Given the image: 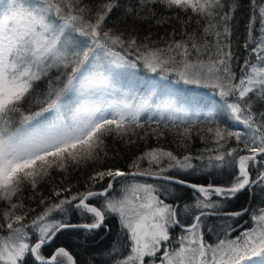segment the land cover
Wrapping results in <instances>:
<instances>
[{
  "label": "snow or ice",
  "instance_id": "1",
  "mask_svg": "<svg viewBox=\"0 0 264 264\" xmlns=\"http://www.w3.org/2000/svg\"><path fill=\"white\" fill-rule=\"evenodd\" d=\"M242 7V0H0V264H82L77 253L54 246L58 235L110 232L111 217L122 239L93 251L86 264H248L251 257L264 264V207L235 238L225 232L228 238L206 243L202 227L211 215L242 217L249 209L228 211L226 203L264 186V0H249L243 53L233 47ZM142 24H178L180 38L173 27L161 47L151 34L138 35ZM108 65H142L209 89L224 123L209 120L196 130L198 122L185 119L181 128L174 115L166 117L173 108L167 103L153 127L156 112L142 119L147 99H111ZM173 128L178 151L159 145ZM194 135L206 145L196 153L188 151ZM109 137L127 146L154 139L157 146L122 168L109 156ZM82 170L83 185L72 183ZM225 171L228 185L186 178ZM143 177L164 183L137 180ZM177 186L193 189L195 201L166 203L162 196L175 195ZM73 215L83 222H71ZM174 228L181 235L170 248Z\"/></svg>",
  "mask_w": 264,
  "mask_h": 264
},
{
  "label": "trees",
  "instance_id": "2",
  "mask_svg": "<svg viewBox=\"0 0 264 264\" xmlns=\"http://www.w3.org/2000/svg\"><path fill=\"white\" fill-rule=\"evenodd\" d=\"M87 2V0H86ZM243 7L236 13V18L239 21L236 29L234 30L233 35V47L236 49L240 46V51L243 53L242 45L245 38V23L248 20L250 15L249 11V0H242ZM120 16H114L110 22V26L113 23H118ZM123 28V25H118ZM138 35L143 38L151 34V37L154 41L159 43V46L163 47V40L169 39L166 33H170L173 30V27L177 29V39L179 36V25L173 24L172 26L167 27H156L155 25L149 26L148 24L138 25ZM195 24L191 26L194 28ZM141 66L139 67V75L141 78L149 84L151 89L164 92L168 91L170 94L166 96V101L163 105H151L149 106V111L144 114L142 119H147L148 115L151 112H156L157 114L153 116L152 126H155V121L159 119V108H162L165 104L171 103L173 108L170 113H165L167 115L171 114L176 117L175 123L181 125L182 120H196L198 123L195 125V129L203 128V126H210L208 121L212 120L216 123L223 124L224 121L221 119L224 115L222 105L219 102V98L216 96H210L204 93L194 94L188 91L187 85L183 83H177V78L174 75L168 76L167 79L162 78L160 75L151 72H145L142 74ZM138 75V70H137ZM144 77V78H143ZM43 87L41 84L37 88V92ZM189 87V86H188ZM173 94L174 96H171ZM32 99V98H30ZM169 123L171 128L172 122L166 121ZM231 124V122H229ZM231 126L239 130L241 126L231 124ZM175 129L173 128L170 132H166V138L162 139L159 142V145L170 149L173 151H178L175 144H173V135ZM108 152L110 157H118L115 159L114 164L122 168L126 167L136 156H138L142 151L145 150V147H156L157 142L154 139H149L147 144L144 141H138L136 145L127 146L119 140H113L111 137L107 139ZM206 145L201 142L199 137L193 136V141L190 145L188 151L196 153L202 150ZM183 151V150H179ZM110 164L113 161H109ZM83 175L80 173H74L70 176V181L72 183L80 182V185H83L85 178L87 176V171L82 170ZM231 171H235L234 169ZM59 179L60 174L54 173ZM181 178H184L183 176ZM189 181L200 184H216V185H228L232 182V175L229 171L224 173L213 172L211 174L204 175H191L186 177ZM137 180L148 181L151 183H160L163 184V181H153L149 178H137ZM50 185L45 184L42 186V191L45 194H48ZM30 194V193H28ZM195 192L193 189L184 188L182 186H177L175 195H169L167 193L162 196L165 199L166 203H173L174 201L179 204L184 203H193L195 201ZM180 197L181 199L177 200L176 198ZM264 207V186L254 185L252 188L246 190L245 192L239 194L236 198L227 202L225 208L228 211H240L242 209H249V212L243 215L242 217L236 218H227L223 216L211 215L203 219L202 227L204 229L205 241L206 243H216L219 238H228L224 235L225 232H230L231 236H238L244 231H247L252 226L251 214L256 212L259 208ZM71 222L78 223L83 222L81 217L73 215L71 217ZM183 224H187L190 221L187 218H181ZM108 228L111 229L109 232L107 229L102 228L96 233L86 235L82 230L70 229L65 230L63 233L58 235V238L55 241L54 246L63 245L69 248L72 252L77 253L82 264H86L89 260L90 255L96 249H107L112 245L117 239H122V236L119 233L118 220L115 217H111L106 221ZM231 225V229L223 228V225ZM211 229V231L209 230ZM234 230V231H233ZM172 239H176L175 244L172 247L177 246L178 238L181 235L180 228H174L170 230ZM261 258H258L255 264ZM158 261V260H157ZM156 261V262H157Z\"/></svg>",
  "mask_w": 264,
  "mask_h": 264
},
{
  "label": "rangeland",
  "instance_id": "3",
  "mask_svg": "<svg viewBox=\"0 0 264 264\" xmlns=\"http://www.w3.org/2000/svg\"><path fill=\"white\" fill-rule=\"evenodd\" d=\"M113 71V85L115 88V94L111 97L114 100H120L123 96H127L129 100L133 102H139L141 100L147 99L150 100H159L161 99L162 92L151 89L149 84H147L139 75V67L131 68V67H118L116 65H108ZM143 75L147 70L141 66ZM138 70V75H137ZM171 76V75H170ZM144 78V77H143ZM189 86V87H188ZM188 89H200L196 86L187 85ZM202 90H209L205 88H201ZM112 89L110 88L109 91ZM150 97V98H149ZM206 128V126H203ZM254 224L252 223L253 227ZM236 237V236H235ZM231 236V238H235ZM176 239H172L171 243L168 247H172L175 244ZM261 257H251L248 264H255L257 259Z\"/></svg>",
  "mask_w": 264,
  "mask_h": 264
},
{
  "label": "water",
  "instance_id": "4",
  "mask_svg": "<svg viewBox=\"0 0 264 264\" xmlns=\"http://www.w3.org/2000/svg\"><path fill=\"white\" fill-rule=\"evenodd\" d=\"M146 178H148V177H146Z\"/></svg>",
  "mask_w": 264,
  "mask_h": 264
}]
</instances>
